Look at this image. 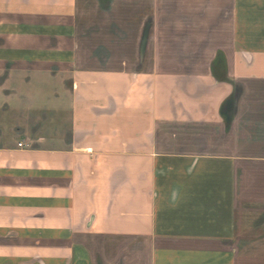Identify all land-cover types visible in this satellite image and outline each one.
Segmentation results:
<instances>
[{"label": "crops", "instance_id": "1", "mask_svg": "<svg viewBox=\"0 0 264 264\" xmlns=\"http://www.w3.org/2000/svg\"><path fill=\"white\" fill-rule=\"evenodd\" d=\"M0 264H264V0H0Z\"/></svg>", "mask_w": 264, "mask_h": 264}]
</instances>
